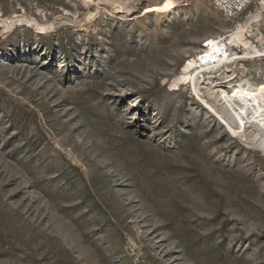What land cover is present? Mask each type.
<instances>
[{"label": "rangeland", "instance_id": "rangeland-1", "mask_svg": "<svg viewBox=\"0 0 264 264\" xmlns=\"http://www.w3.org/2000/svg\"><path fill=\"white\" fill-rule=\"evenodd\" d=\"M169 1L0 0V264H264V151L173 84L252 11Z\"/></svg>", "mask_w": 264, "mask_h": 264}, {"label": "bare ground", "instance_id": "bare-ground-1", "mask_svg": "<svg viewBox=\"0 0 264 264\" xmlns=\"http://www.w3.org/2000/svg\"><path fill=\"white\" fill-rule=\"evenodd\" d=\"M175 1L168 2L167 11L176 8ZM248 15L236 25L232 36L209 37L202 44L206 47L205 52H198L186 60L175 75L173 84L179 86L182 82L191 83L198 100L218 116L230 132L264 151V72L259 83H252L248 79H237V70H233L237 62L250 58L264 60V36L260 44H253L249 39L251 34H247L264 15L255 11ZM22 22L29 23V19L15 15L11 19L0 20L7 31L14 24ZM33 25L39 33L52 27L50 23L35 22ZM230 45L241 50L233 51ZM226 87H231V91ZM204 93L210 99H206Z\"/></svg>", "mask_w": 264, "mask_h": 264}, {"label": "built area", "instance_id": "built-area-1", "mask_svg": "<svg viewBox=\"0 0 264 264\" xmlns=\"http://www.w3.org/2000/svg\"><path fill=\"white\" fill-rule=\"evenodd\" d=\"M187 4L194 0H181ZM212 5L218 12L231 17H237L245 11H255L264 15V0H198Z\"/></svg>", "mask_w": 264, "mask_h": 264}]
</instances>
